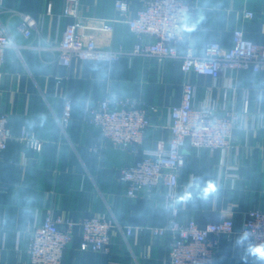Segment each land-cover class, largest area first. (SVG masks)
<instances>
[{
	"label": "crops",
	"instance_id": "crops-1",
	"mask_svg": "<svg viewBox=\"0 0 264 264\" xmlns=\"http://www.w3.org/2000/svg\"><path fill=\"white\" fill-rule=\"evenodd\" d=\"M78 16L62 14L67 0H0V28L4 27L16 46L5 52L0 82V111L11 118L12 138L0 152V264H32L26 254L30 230L41 224L50 211L64 219L79 220L86 214H106L117 219L110 253L80 249V228L62 264H170L169 239L157 236L152 227L163 226L169 211L158 198L131 199L120 181V170L132 159L129 152L104 144L94 151L96 132L87 128V104L114 94L157 106L146 144L154 147L158 138L168 139L169 111L180 104L183 84L197 86L196 105L232 107L240 114L233 132V150L187 147V165L180 174L176 204L180 219L218 221L233 216L236 232L222 237L218 264H264L235 246L247 211L264 208V69L260 72H225L219 78L184 73L177 60L122 55L113 62L74 59L61 66L53 50L34 46L56 43L68 22L78 21L85 34L93 35L99 46L132 49L136 37L117 13L114 0H71ZM133 13L144 0H128ZM194 18L200 27L178 47L190 42L198 52L220 40L232 44L233 30L264 44V0H192ZM244 9L255 12L245 18ZM22 13L31 14L37 30L30 38L16 32ZM112 24L111 31L100 29ZM75 102L69 125L60 123L65 98ZM24 128L43 139L35 152L20 139ZM208 167L215 192L201 198L206 186L200 183V169ZM236 168V177L228 176ZM190 197V198H187ZM183 198V199H182ZM217 221V222H218ZM134 232L127 235L126 226ZM213 237V236H211Z\"/></svg>",
	"mask_w": 264,
	"mask_h": 264
},
{
	"label": "built area",
	"instance_id": "built-area-1",
	"mask_svg": "<svg viewBox=\"0 0 264 264\" xmlns=\"http://www.w3.org/2000/svg\"><path fill=\"white\" fill-rule=\"evenodd\" d=\"M74 2L67 0L63 15L79 17ZM114 6L135 34L132 49L99 46L93 35L82 32L83 25L78 21L68 22L55 44L34 47L55 51L58 63L64 67H69L74 59L110 63L128 54L177 60L184 73L208 75L215 79L225 72H260L264 69V44L247 37L240 27L233 30L230 47H225L220 40H213L201 52L190 42L184 51L179 50L178 45L200 27L199 20L194 18L192 0H144L133 13L128 0H114ZM243 15L253 19L256 14L244 9ZM99 28L111 31L113 25L105 24ZM36 30L35 18L22 13L16 32L30 38ZM13 46H16L15 42L7 30L0 28V82L5 52ZM196 92L195 82H184L180 104L172 106L169 111L171 135L168 139L158 138L154 147L146 144V138L157 106L111 94L87 104L84 111L87 128L97 134L92 146L94 151L108 144L131 154L132 159L119 174L127 196L131 199L164 196L162 204L169 211L167 222L151 229L155 235L169 239L170 264H218L222 237L229 238L236 232L232 215L206 223L194 218L180 219L175 192L180 184V174L187 165L185 149L233 150L232 135L240 120L239 112L229 106L220 110L211 104L197 106ZM74 111V100L65 98L60 119L63 127L69 125ZM12 136L10 115L0 111V152L7 148ZM20 139L35 152L43 149V139L27 128L23 129ZM236 175V168H230L228 176ZM117 225V219L106 214H86L79 220H67L49 211L44 221L30 230L26 254L32 264H62L77 226L80 228L81 250L110 253ZM244 229L253 234L251 244H264V208L247 211L240 232ZM133 232V226H126L127 235Z\"/></svg>",
	"mask_w": 264,
	"mask_h": 264
},
{
	"label": "clouds",
	"instance_id": "clouds-1",
	"mask_svg": "<svg viewBox=\"0 0 264 264\" xmlns=\"http://www.w3.org/2000/svg\"><path fill=\"white\" fill-rule=\"evenodd\" d=\"M214 192H215V186L212 184H208L205 188H203L201 192V198L207 200L208 197L212 195ZM252 235L253 234L249 230L247 229L242 230L235 240V246L237 248L244 249L247 255L255 257L256 259L264 262V244H260V245L251 244Z\"/></svg>",
	"mask_w": 264,
	"mask_h": 264
},
{
	"label": "water",
	"instance_id": "water-1",
	"mask_svg": "<svg viewBox=\"0 0 264 264\" xmlns=\"http://www.w3.org/2000/svg\"><path fill=\"white\" fill-rule=\"evenodd\" d=\"M200 183L202 186H207L208 184L213 183V176L210 174L208 167H202L200 169ZM210 221H212V222L218 221V217H217V214L215 212L211 213Z\"/></svg>",
	"mask_w": 264,
	"mask_h": 264
}]
</instances>
